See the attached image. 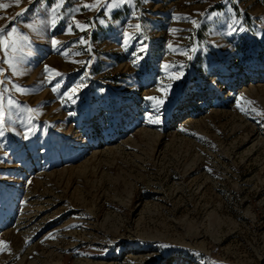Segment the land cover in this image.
<instances>
[{
  "label": "rangeland",
  "instance_id": "374dc122",
  "mask_svg": "<svg viewBox=\"0 0 264 264\" xmlns=\"http://www.w3.org/2000/svg\"><path fill=\"white\" fill-rule=\"evenodd\" d=\"M56 2L0 0V264H264V0Z\"/></svg>",
  "mask_w": 264,
  "mask_h": 264
},
{
  "label": "snow or ice",
  "instance_id": "6c2138e0",
  "mask_svg": "<svg viewBox=\"0 0 264 264\" xmlns=\"http://www.w3.org/2000/svg\"><path fill=\"white\" fill-rule=\"evenodd\" d=\"M97 2H99V0H97ZM131 0H113V2L111 4H106L108 10L110 11L112 7H118L120 6V4L122 3H130ZM15 3L18 5L20 3V0H15ZM64 3V0H57L56 4L54 7L51 8V14H52V18H51V23L53 25H55V23L57 22V19L60 17V13L58 12V9H60L62 7ZM85 7H92V5H84ZM22 14V13H21ZM193 23L195 24L196 22L193 21ZM239 23V21L237 20H233L232 24L229 25V27L231 28L232 25ZM77 26L80 27V29L83 31L86 27H88L87 25H80L79 22H77ZM137 30H140L141 25L137 24L136 25ZM69 31H71V26H69ZM241 30H243L241 28ZM173 31H176L175 29H173ZM3 32V29H0V33ZM16 37L15 39L13 37ZM28 37L21 35L17 32L16 28H13L11 31L7 32L5 35H0V51H3L5 53L4 55V60L3 62L5 64L8 65L9 70L11 71L12 75H19L21 74L18 71V65L16 63V57H15V52L17 51V45L19 43L20 40H24L27 41ZM59 42L53 40L52 44L55 46L57 45ZM80 43H84L83 38H81ZM143 50V49H141ZM194 51V49H193ZM76 55H79L80 53H75ZM65 56L68 55L67 52L64 53ZM139 59H141V57L137 56L136 61H134V63H136ZM189 59H191V56H189ZM89 64L91 63V61L88 62ZM45 71L46 72H52L54 70L50 69L47 65L45 66ZM5 73V69L0 68V76H3ZM56 75H60V73H56ZM87 75V73H86ZM172 78L175 79H179V76H176L175 74H173ZM10 82V81H9ZM6 83L5 80L0 79V126H2L4 124V108H3V101L5 98V93H9L12 90H15L17 92H24L25 89L21 88L19 85L17 84H12L11 88L4 86ZM167 88H170V85H161L160 87V91L164 92L166 94V90ZM56 89H54L55 91ZM77 92V89H72L71 93L75 94ZM69 99H71V96L68 97ZM146 99L150 100V101H154L155 105L158 107L159 105H162L164 103V100L162 98H157V97H147ZM74 102V101H73ZM249 103H252L251 101H249ZM8 104L9 106H13L15 104V101L11 98V96L8 97ZM28 111H33L32 109H28ZM242 111H244V109H242ZM253 111H255V109H253ZM150 123H159V119L156 120H151L149 119ZM3 135V131H0V136ZM27 138V137H25ZM6 242H2L0 241V244H4Z\"/></svg>",
  "mask_w": 264,
  "mask_h": 264
}]
</instances>
